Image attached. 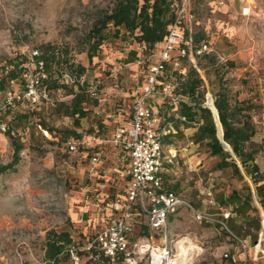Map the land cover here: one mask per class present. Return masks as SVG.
<instances>
[{"label":"rangeland","instance_id":"rangeland-1","mask_svg":"<svg viewBox=\"0 0 264 264\" xmlns=\"http://www.w3.org/2000/svg\"><path fill=\"white\" fill-rule=\"evenodd\" d=\"M119 1L0 0V76L12 68L19 74L18 79L6 83V90H23L26 78L36 77L34 51L56 50L46 68L48 82H44L54 102L32 104L24 97L0 117L9 125L8 132L0 134V164L13 160L16 143L10 135L22 145L15 171L0 175V264H54L47 255L50 232H68L72 243L74 240L80 246L78 263L63 253L58 264H113L84 249L85 235L94 230L79 222L77 213L83 193L93 184L90 162L80 154L86 147L81 146L75 155L67 151L66 142L84 135L109 140L113 130L131 116L133 94L140 92L155 59L151 54L156 46L148 45L142 52L139 29L132 33L110 23L101 45L91 38L95 23ZM214 1L194 2L198 19L194 32L212 48L201 58L204 95L198 102L207 106L211 97L215 103L220 91L228 93L231 104L240 108L234 121L249 119L255 128L247 148L254 151L259 166L254 176L264 183V0L254 1L255 12L248 17L239 14L243 0H229L227 5ZM176 4L177 0H170L168 18H174ZM183 65L188 72L190 62L185 60ZM173 77L180 83L178 71ZM77 94L84 96L81 107L86 110L79 124L78 115L70 113L76 107ZM214 112L218 120L216 108ZM201 121L200 115L197 124L177 121L180 129L165 146L166 156L171 147L178 154L173 163L168 162L171 175L167 180L195 208L218 219L229 210L231 217L225 220L227 226L200 223L192 211L183 208L171 220L170 232L175 239L185 238L190 243L192 264H242L244 252L236 236L250 243L249 262L264 264L257 253L260 241L264 248V207L254 180L236 155L241 173L221 167L222 157L211 154L206 141L196 140ZM218 127L222 135V127ZM107 144L112 158V147ZM108 163L113 165L111 159ZM121 185L118 181L117 192ZM141 219L136 231L144 236L148 234L145 216Z\"/></svg>","mask_w":264,"mask_h":264},{"label":"built area","instance_id":"built-area-1","mask_svg":"<svg viewBox=\"0 0 264 264\" xmlns=\"http://www.w3.org/2000/svg\"><path fill=\"white\" fill-rule=\"evenodd\" d=\"M194 1L177 0L174 18L161 48L151 54L155 59L149 64L141 90L135 97L132 122L130 125H118L113 133V143L122 149L123 158L129 164L126 170L128 181L125 189L113 200L112 212L106 216L105 224L93 234L85 235L84 249L92 257L100 255L113 264H192L191 254L194 249L185 238L175 239L171 235L170 217L182 208L192 211L200 223L216 222L227 226L225 220L231 217L228 210L223 212L222 219L215 218L213 214L195 208L178 192L165 187V140L174 126L172 122L162 123L151 97L157 93L171 99L178 97L179 84L173 75L175 71L184 69L185 60L203 75L199 59L210 53L212 48L207 40H195L194 25L198 19L193 7ZM244 1L246 3L241 8L242 15H253L255 0ZM39 55L38 51L32 54L36 59V77L26 78L23 90L17 87L9 89L4 95L0 94V117L24 97L32 104L54 102L50 89L43 81L47 78L46 66L43 60H37ZM24 75L28 77L29 73ZM8 130V123L0 118V134H6ZM42 131L50 137L48 130ZM90 145L91 139H86L82 142H69L67 147L70 152H76L79 147ZM172 155L176 156V150ZM92 160L98 162L99 157L95 155ZM144 216L148 234L140 236L136 226ZM236 238L244 252L242 264H248L252 259L249 256L251 245L247 239ZM257 247V253H261L260 256L264 258L261 241ZM183 248H186L184 255ZM65 252L74 262L80 261V246L76 242L71 243ZM225 255L228 257L227 253ZM182 258L184 263H181Z\"/></svg>","mask_w":264,"mask_h":264},{"label":"trees","instance_id":"trees-1","mask_svg":"<svg viewBox=\"0 0 264 264\" xmlns=\"http://www.w3.org/2000/svg\"><path fill=\"white\" fill-rule=\"evenodd\" d=\"M169 12L170 0H144L143 4H140V0H121L111 12L106 13L95 23L90 36L96 40V45L99 46L104 39L103 32L110 23L118 28L124 27L127 31L132 33H134L136 29H139V42H141L140 44L143 45L144 49H147L148 45L155 46V44L162 41L166 35L167 26L172 19V17H167ZM202 39L203 37L201 35H195L196 42ZM55 51L56 50L42 52V54L37 56V60H43L47 68L49 62L56 56ZM203 56L201 58H203ZM201 58L199 59V66L204 71L205 69L201 63ZM183 68L185 69L186 67L183 66ZM83 70L84 68L81 67V73ZM182 70H178L180 77V83L178 82L179 92L189 95L194 102L193 105L184 103L182 111L191 121L195 120L198 115H200L203 121L198 128L196 140L206 141L210 153L222 157L220 162L221 167H232L235 173H241L236 159L224 148L217 135L218 128L213 112L209 107L198 102V98L204 95L203 77L193 65H191L188 72H182ZM5 73L6 74L3 73L2 76H0V92H2L1 90L3 89L6 90L5 86L7 82L14 81L19 77L16 68H12ZM43 81L48 82V78H45ZM75 101L76 107L70 112L71 115H76L78 113L82 116L85 115V111L81 108V103L85 101L84 96L82 94H77ZM215 106L218 109L219 120L222 126L218 120L217 122L220 127H223V138L231 146L236 157L241 160L246 171L252 176L256 185L257 196L261 205L264 207V183L254 176L255 173H258L259 166L255 162L254 151L247 148V144L251 142L255 134V128L249 119H246L242 123L234 121V118L238 115V109L240 108L231 104L229 95L225 90L219 92L215 100ZM215 106L213 107L215 108ZM10 138L12 143H16L14 146V157L10 163L4 165L0 164V175L8 171H15V165L18 164L20 160L22 145L17 140L15 141L13 136L10 135ZM235 199L241 202V198L236 197ZM254 210L259 211L258 207H255ZM237 211H239V208ZM50 235L47 245V255L54 264H58L61 254L65 253L68 256L65 250L72 243V239L68 232H50ZM100 257L110 262L107 258L103 256ZM249 263L252 264V262Z\"/></svg>","mask_w":264,"mask_h":264},{"label":"crops","instance_id":"crops-1","mask_svg":"<svg viewBox=\"0 0 264 264\" xmlns=\"http://www.w3.org/2000/svg\"><path fill=\"white\" fill-rule=\"evenodd\" d=\"M222 1L223 2H221V0H215L214 4L227 5L229 0H222ZM194 2H193V7H194ZM242 6H241V8H242ZM241 8H240L239 14L241 16H243L241 13ZM243 17H248V16H243ZM169 25L167 26V30H168ZM164 38H165V36H164ZM164 38H163V40H164ZM163 40L158 42L157 44H155L156 52L159 51V49L161 48V44H162ZM202 40H205V39H202ZM143 51H144V48H143L142 52ZM185 71H186V68L182 70V72H185ZM201 76L203 77V75H201ZM6 91H8V90H4L3 92H0V94L4 95L6 93ZM138 93L139 92L137 91L136 93L134 92V94H133L132 110H133V103H134L135 97ZM156 98H157V101H156ZM188 99H190V101ZM151 102L154 104L155 108L159 111V113L161 115L162 123L166 124L167 122H172L173 126H174L173 130L171 129L169 135L166 137L165 146H166V142L169 141V139L172 138L173 135L177 134L179 129H180L177 121H179L180 124H184L185 122H192L194 124H197L196 121H198V117L195 120L191 121L187 118L186 115H184V113L182 111V107H183L184 103H186L188 105L194 104V102L191 100L189 95L179 93L178 97H176L175 99H171L169 97H166V96H163L162 94L157 93L151 97ZM209 104L211 106L213 105L212 102H210ZM166 105H169L170 107H169V109L164 110V107H166ZM81 108L85 111V115H86L85 107H81ZM132 114H133V111H132ZM132 114L127 121L121 123L120 125H130L132 122ZM214 114H215V112H214ZM76 115H78L76 122H78L77 124H79L80 119L82 117H84L85 115L82 116V115H79V113ZM76 115H74V116H76ZM215 121H216V117H215ZM202 122L203 121H201L199 123V126L202 124ZM216 124H217V121H216ZM199 126H198V128H199ZM221 126H222V124H221ZM217 128L219 131L218 125H217ZM114 131H115V129L111 133V136L109 135L111 137L109 140H105L104 138H102L100 136L96 137V136H92V135H84L82 137L81 136L78 137L77 139H75V138L69 139L66 142V146H67V144L69 142H82L83 140L91 139V145L90 146H84V147H86L85 150L80 151L81 147H79L78 151L70 152L68 150V147H67V151L69 153L75 154V155L79 154V151H80V154H82L83 157L88 159L90 162L88 170L90 172V177H91V180L93 181V184H92L91 188H87L85 190V192L83 193V196L81 197V199L79 201L81 203V206H79V211H78L77 215H78L79 222L85 223V225L87 226V229H92V230H94V232L98 231L101 228V226H103L105 224L106 216L108 214H111V212H112L113 200L125 189L127 181H128V178L126 176V170L129 166V164L123 158L124 155H123L122 149L118 145L113 143V141H112ZM222 131H223V127H222ZM217 135H218V132H217ZM49 138H52L51 134H50ZM107 143H110V145L112 147V149H111L112 153H113L112 158H109V156L107 154V152H108V147H107L108 144ZM168 145L170 147L173 144H168ZM88 148L91 150V152H92L91 154H90V151ZM175 150H176V156L173 157L172 153L175 152ZM169 152H170V154H167V156H166V159H168V161L166 160L167 163L165 162V187L167 189L174 190V191L178 192L177 190L174 189V186H171L170 180H169V182L167 180L168 175L169 176L171 175L170 164H168V162L173 163L174 158H176L178 155L177 149L171 147L169 149ZM165 153H166V151H165ZM95 155H97L99 157L98 162H94L92 160L93 156H95ZM110 159L113 161V165H109L108 161ZM166 165H167V167H166ZM112 167L113 168L116 167L115 168L116 169V172H115L116 176L115 177H112V176H114V172L112 171V169H113ZM110 171H111V173H110ZM109 173H110V175H109ZM118 181L120 182V184H122L121 185L122 190L121 191L119 190V192L116 191V189L118 187ZM87 204H89L90 207H88ZM180 211L176 215H172L170 217V222H169L170 226H171V220H173L174 217L179 215ZM137 225H138V223H137ZM136 228H137V226H136ZM73 242H74V240H73Z\"/></svg>","mask_w":264,"mask_h":264},{"label":"water","instance_id":"water-1","mask_svg":"<svg viewBox=\"0 0 264 264\" xmlns=\"http://www.w3.org/2000/svg\"><path fill=\"white\" fill-rule=\"evenodd\" d=\"M209 94H208V96H207V98H209ZM208 107L211 109V111L213 112V114H214V111H213V109L208 105ZM216 108V110H217V118H218V121L220 122V120H219V112H218V109H217V107H215ZM214 116H215V114H214ZM216 117V116H215ZM216 121H217V119H216ZM221 124V123H220ZM217 125H218V122H217ZM223 134H224V132L222 131V135H220V133H219V131H218V136H219V138H220V140H221V142H222V144H223V146H224V148L226 149V150H228L232 155H235L234 154V152H233V150H232V148H231V146L224 140V138H223Z\"/></svg>","mask_w":264,"mask_h":264},{"label":"bare ground","instance_id":"bare-ground-1","mask_svg":"<svg viewBox=\"0 0 264 264\" xmlns=\"http://www.w3.org/2000/svg\"><path fill=\"white\" fill-rule=\"evenodd\" d=\"M211 99H212V103H213V105L215 106V103H214V99H213V97H211ZM208 105L213 109V111H214V108H213V106H211L209 103H208ZM186 253V249L185 248H183L182 249V255H184ZM184 257V256H183ZM184 259L182 258V261H181V263H184Z\"/></svg>","mask_w":264,"mask_h":264}]
</instances>
